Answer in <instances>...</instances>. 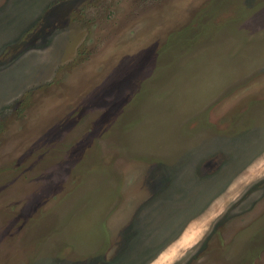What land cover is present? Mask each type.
Returning <instances> with one entry per match:
<instances>
[{
  "label": "rangeland",
  "instance_id": "obj_1",
  "mask_svg": "<svg viewBox=\"0 0 264 264\" xmlns=\"http://www.w3.org/2000/svg\"><path fill=\"white\" fill-rule=\"evenodd\" d=\"M0 264H264V0H0Z\"/></svg>",
  "mask_w": 264,
  "mask_h": 264
}]
</instances>
